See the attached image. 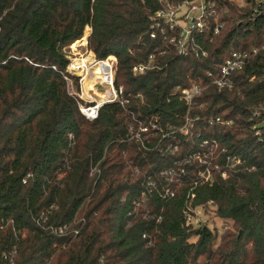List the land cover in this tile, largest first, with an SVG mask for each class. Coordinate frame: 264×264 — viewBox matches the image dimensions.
<instances>
[{
    "label": "trees",
    "instance_id": "16d2710c",
    "mask_svg": "<svg viewBox=\"0 0 264 264\" xmlns=\"http://www.w3.org/2000/svg\"><path fill=\"white\" fill-rule=\"evenodd\" d=\"M163 6L0 0V264H264V141L253 130L264 113V50L231 87L214 83L234 50L263 47L264 15L252 20L248 9L219 3L225 26L196 38L202 57L151 37ZM88 26L89 50L117 58L126 101L104 104L93 121L79 109V77L67 71L66 48ZM152 55L153 66L134 74ZM193 84L201 93L188 140L181 94ZM139 122L150 131L144 144L129 132ZM203 138L218 142L212 165L186 162ZM207 169L212 180L200 175ZM207 204L233 221L220 243L215 229L189 220Z\"/></svg>",
    "mask_w": 264,
    "mask_h": 264
},
{
    "label": "built area",
    "instance_id": "2783aa9c",
    "mask_svg": "<svg viewBox=\"0 0 264 264\" xmlns=\"http://www.w3.org/2000/svg\"><path fill=\"white\" fill-rule=\"evenodd\" d=\"M164 6L158 9L151 17L152 20V31L151 37L155 38L159 35L163 36L164 39L169 40L172 43L180 55H186L188 53H194L196 56L206 57L208 52L202 47L196 38L200 35L210 32L214 36L219 34L222 28L225 26V22L221 21V17L218 13L219 3L233 4L241 9L249 10L250 19L254 20L258 16L264 15V0H162ZM228 11L229 8L226 7ZM260 50H264V45L261 48L258 47H247L241 46L237 50L227 57L224 61L219 77L215 79L214 83L220 87H231L232 86V75L234 73L244 69L247 63L259 53ZM91 51H89L90 54ZM87 56L86 54H84ZM79 57V56H78ZM69 57V64L67 71L71 74H75L79 77V81L84 84V77L88 72L95 71L96 67L100 68V82L94 86V91L101 96V98H93L90 101H84L81 94H77L82 100L79 103L80 112L90 121H93L99 117L100 109L104 104L120 102L122 105L126 103L121 99L123 92L122 88H117L115 84L116 71H117V58L116 61L110 60V56L106 59H98L94 53L93 61L86 63L80 62L77 64L75 59ZM154 56L152 55L149 59L148 64L137 65L133 68L134 74H143L148 68L153 66ZM96 77L94 73L91 74ZM69 86L72 81L65 76ZM100 88H104V91H99ZM201 89L198 84H193L190 87L182 90L181 99L188 105L187 118L184 132L191 131L194 128L195 120L190 119L188 116L191 113V106L195 102V99L200 95ZM84 95V94H83ZM87 95V94H86ZM91 97V95H88ZM256 122L253 125L258 139L264 141V113L256 112ZM198 119V118H197ZM220 118L210 119L209 124L214 125L221 123ZM129 132L136 142L143 143L144 134L149 133L148 126L142 122L138 123V127L131 125ZM218 146V142L213 139H201L199 147L195 150L189 151L186 156L189 161H197L203 165L211 166L215 149ZM170 147V146H169ZM177 148V147H175ZM225 151V149L223 150ZM227 159L232 163H239L241 159L236 155H228ZM219 168V165L215 166ZM175 173L174 169L165 170L162 172L163 175H172ZM200 175L204 177L206 181L212 180V173L209 169L205 172H201ZM224 178L227 177V173H222ZM150 185V184H149ZM171 192L167 191V194ZM172 194V193H171ZM194 197V195H192ZM192 219V216L189 220Z\"/></svg>",
    "mask_w": 264,
    "mask_h": 264
},
{
    "label": "rangeland",
    "instance_id": "374dc122",
    "mask_svg": "<svg viewBox=\"0 0 264 264\" xmlns=\"http://www.w3.org/2000/svg\"><path fill=\"white\" fill-rule=\"evenodd\" d=\"M90 33H91V27L88 26L85 30L83 38L72 43L71 45H69L66 48V51L68 52V55L70 58L73 59L74 57H76V55H77V57L79 56L78 58L85 57L84 54L89 55V51H91V50H89V48H88L87 39H88ZM90 54H92L94 56V52L93 53L90 52ZM95 79L96 78L94 76L89 74V77H87V79L84 81V84H82V82L79 81L80 82V90H79V92H76V93L81 94L84 98V101H90L93 98H101V96L98 95V93H96V91L92 92L94 90V86L99 84V83H94ZM70 90L72 92H75L72 84L70 86ZM99 91H104V88H100ZM88 95H91V97H89ZM187 133L188 134L190 133L188 140H191V137L193 136L192 131H189ZM196 142H197V139H196ZM189 207L191 208V204L189 205ZM191 221L195 226H197L199 224L200 225L206 224L211 229H215L218 232V243H220L221 236L224 233L225 229L231 230L232 232H233V230L235 231V228L233 226V221L221 218L218 215L217 207L215 205H212V204H207L204 207H199V208L194 209ZM240 233H241V231L239 232V234Z\"/></svg>",
    "mask_w": 264,
    "mask_h": 264
},
{
    "label": "bare ground",
    "instance_id": "6f19581e",
    "mask_svg": "<svg viewBox=\"0 0 264 264\" xmlns=\"http://www.w3.org/2000/svg\"><path fill=\"white\" fill-rule=\"evenodd\" d=\"M93 59H94V56L92 55V54H89L87 57L85 56V57H82V58H77V59H75V62L77 63V64H79L80 62H82V63H86V62H88V61H93ZM110 60H115L116 61V59H112V58H109ZM92 73H94V75H96V79L94 80L95 82L94 83H99L100 82V78H101V76H100V68L99 67H96L95 68V71H93V72H88L86 75H85V77H84V81L87 79V77H89V74H92Z\"/></svg>",
    "mask_w": 264,
    "mask_h": 264
}]
</instances>
